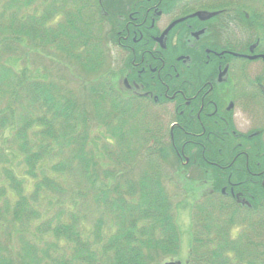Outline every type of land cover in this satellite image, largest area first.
<instances>
[{"label": "trees", "instance_id": "16d2710c", "mask_svg": "<svg viewBox=\"0 0 264 264\" xmlns=\"http://www.w3.org/2000/svg\"><path fill=\"white\" fill-rule=\"evenodd\" d=\"M167 1L173 5L177 0ZM243 1H231L230 8L256 9ZM129 3L132 10L142 9L137 0H0V152L5 151L6 163L0 164V195L7 202L5 217L24 229V249L28 254L35 250L36 259L40 251L47 260L40 264H77L69 245L81 250L84 233L102 236L97 252L88 247V264H166L181 250L172 212L175 195L167 187L187 171L168 173L177 163L169 129L149 124L151 115L141 103L118 94L114 75L110 84L106 77L97 83L86 80L89 88L80 97L48 67L37 66V58L19 64L31 55L22 49L28 41L35 47L33 55L53 65L105 71L111 62L104 44L124 27ZM125 115L128 134L119 124ZM92 124L117 137L99 149L106 164L90 146ZM51 154L57 160L55 173L42 175ZM65 170L75 171L68 181L56 177ZM73 195L81 204H96L94 226L82 222L86 213L74 214L71 224L55 223L35 206L56 201L66 210ZM228 198L221 192L199 196L191 213V247L186 260L176 264H264V191ZM102 227L111 230L100 234ZM233 227L243 229L234 235ZM45 235L55 236V242Z\"/></svg>", "mask_w": 264, "mask_h": 264}, {"label": "flooded vegetation", "instance_id": "af4514ba", "mask_svg": "<svg viewBox=\"0 0 264 264\" xmlns=\"http://www.w3.org/2000/svg\"><path fill=\"white\" fill-rule=\"evenodd\" d=\"M231 1L137 0L142 9L129 3L124 27L104 45L117 93L169 129L174 170L232 200L264 191V11Z\"/></svg>", "mask_w": 264, "mask_h": 264}, {"label": "rangeland", "instance_id": "374dc122", "mask_svg": "<svg viewBox=\"0 0 264 264\" xmlns=\"http://www.w3.org/2000/svg\"><path fill=\"white\" fill-rule=\"evenodd\" d=\"M254 7L255 5H258L257 8L260 9H264V3H253ZM248 6L250 7V3H248ZM35 47L33 46L32 42H28L23 46V52L27 53L29 51L31 52V55L29 57V59L25 58L23 59L19 64L22 65H27L28 63H31L32 60H34L35 58L37 62H35V64L37 66H44V67H48L49 68V73L52 74V76H55L56 78H59V80L61 81L62 85L64 86H70L72 91L77 95V96H84L85 90L88 89L89 84L86 83V80H90L93 79L95 80V82H100L102 80V78L106 77L108 78V83L111 80V76L113 75V73L107 68L112 69L113 72L115 71V65L112 63L110 65L107 66V70L105 71H100V72H96V73H85L81 71V67H75V65H71V69H65L64 65L61 63H58L55 65H53V63H51V61L49 59L44 58L41 55L35 56L33 55V49ZM53 56L55 58H57L56 56H58L57 54L53 53ZM73 64V63H72ZM107 72H109V74H107ZM113 78V77H112ZM81 79H84L83 81H81ZM114 79V78H113ZM116 80V79H114ZM106 81V82H107ZM110 84V83H109ZM79 86V88L77 87ZM120 126H122L124 128V130L127 132H129V120H128V116L125 115V117L120 121ZM92 131H91V147H93L96 150V153L101 156V160L104 162V164L107 163L106 161V155L103 151H100L99 149L102 147L103 145L106 144L107 146L109 145H113L114 142L117 140V137L115 135H113V138H110V134H105V131L103 130V128H101V126L95 127L97 125L92 124ZM99 136L101 137V140H98L96 137ZM106 139H109L108 141ZM4 154L5 151L1 150L0 152V164H2L3 162H5L4 159ZM64 156H69V151L65 152ZM57 160H55V158H53V154L50 155V159L48 160V167L45 166V168L42 170V175L46 174V175H52L53 172V163H55ZM6 166V163H3L1 165V167ZM1 178H6L5 176V172H4V168H1ZM73 172L70 170L69 173H67V171L65 170V172L63 173H57L56 177L59 179H64L65 181L69 175H71ZM168 173H170V171L168 170ZM40 183V181H38ZM73 184V183H72ZM25 184H22V189L24 188ZM74 187H78V186H74ZM187 185H183L182 187H180V183L176 181V183H169L167 190L169 192L174 193L175 195V202H174V206H173V210L172 212L175 213V224L177 226V230L178 233L180 234V246H181V250L179 251V253L175 256L172 257L171 260H186L187 255H188V251L190 249V245H191V236H192V215L191 212L193 211V208L191 206V201L193 199V197L195 196V190L194 189H189L187 192ZM28 189L30 190L31 187L28 186ZM64 189L65 192L68 193L69 190V186L67 187V184L64 185ZM185 192V193H184ZM22 196L23 197H27L29 198V193H24L22 190ZM89 201V200H88ZM92 202V201H89ZM14 204V202L12 203ZM72 205H70L72 207V209L70 210L69 207H67L66 210H61L59 207H57L56 205V201L53 203V205H49V207L45 204H42L40 206V204L35 205L39 210L43 211L45 214V217L47 218H53L55 223L59 222V221H64L68 224H71L74 222V214H76L77 212L79 213H86L83 217V221L86 225L89 226H94V223L96 222L94 220V215H92L93 211H96V218H98L99 216V212H98V208L93 204L90 205H86V204H81L78 202V197L76 195H73V203H70ZM7 210V202L2 200V197L0 195V243L3 245V250L4 252L7 254L8 258H9V262H7V259L1 254L0 251V264H40V263H46V259L41 258V259H36L35 257H31L27 251L24 249L21 239L24 237V229H19L17 230V227L15 226L14 222H11L8 220L7 217H5L4 212ZM41 219H38L37 222L40 223ZM55 231V228H53ZM243 229V227H233L232 228V234L237 235L241 232V230ZM111 228H106V227H102L100 234H102L105 231H110ZM84 233V232H83ZM49 240H52L54 238V242H55V236L53 235H45ZM107 237V236H104ZM82 241H83V237H81ZM98 239H102V236L100 235V237H94L93 233H84V244L82 249L80 250L79 248H77V246L74 243H70L69 245V255L71 258H74L75 262H77V264H88L90 263V259L88 258V247L93 246L95 252H97L98 249L101 248V241ZM1 249V247H0ZM52 256L55 258L57 257V251L56 250H52ZM89 260V261H88ZM88 261V262H87ZM163 262V261H160ZM159 264V261L156 263Z\"/></svg>", "mask_w": 264, "mask_h": 264}, {"label": "water", "instance_id": "95a60500", "mask_svg": "<svg viewBox=\"0 0 264 264\" xmlns=\"http://www.w3.org/2000/svg\"><path fill=\"white\" fill-rule=\"evenodd\" d=\"M167 264H174V263H167Z\"/></svg>", "mask_w": 264, "mask_h": 264}]
</instances>
